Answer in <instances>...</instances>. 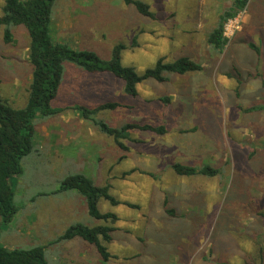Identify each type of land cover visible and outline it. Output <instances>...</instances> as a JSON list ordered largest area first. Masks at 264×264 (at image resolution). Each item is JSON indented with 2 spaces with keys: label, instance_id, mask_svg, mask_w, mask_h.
<instances>
[{
  "label": "rangeland",
  "instance_id": "obj_1",
  "mask_svg": "<svg viewBox=\"0 0 264 264\" xmlns=\"http://www.w3.org/2000/svg\"><path fill=\"white\" fill-rule=\"evenodd\" d=\"M136 1L153 18L122 0H56L51 35L103 60L122 44L121 63L139 75L158 60L180 57L203 70L146 80L131 97L113 75L65 63L52 103L58 112L35 120L33 150L21 161L22 175L11 180L18 212L0 226V246L44 247L48 264H264V0H247L227 19L221 51L207 38L235 0ZM27 51L22 27L13 29L10 44L0 28V95L12 107H22L28 95ZM104 103L119 105L94 116L111 128L146 124L166 133L131 130L122 150L76 109ZM175 163L208 165L219 174L179 177ZM72 175L110 186L119 205L100 200L98 209L115 214V222L91 218L75 191L52 194ZM74 224L113 228L107 261L80 239L56 241Z\"/></svg>",
  "mask_w": 264,
  "mask_h": 264
},
{
  "label": "trees",
  "instance_id": "obj_2",
  "mask_svg": "<svg viewBox=\"0 0 264 264\" xmlns=\"http://www.w3.org/2000/svg\"><path fill=\"white\" fill-rule=\"evenodd\" d=\"M56 0H4L0 14V28L3 41L10 44L13 41V29L22 27L28 36L27 60L31 67V78L28 95L20 108L12 107L0 95V226L9 225L17 215L18 209L14 202L15 192L12 179L23 173L21 161L31 154L35 137L34 122L39 118H49L58 111L52 109L59 88L63 81L64 65L71 63L88 74L109 73L123 82V91L131 97L137 96V85L146 81H167L168 75H186L199 73L203 70L199 63L188 57H180L171 62L158 60L156 64L146 69L141 75L133 67L121 63V53L124 45L117 44L112 48L109 60L101 59L90 50H73L66 44L53 39L50 30L52 7ZM127 6H133L143 17L153 18L147 4L136 0H122ZM247 0H235L232 7L218 17L216 28L209 34L207 43L221 51L226 45L223 36V25L227 19L234 17L244 10ZM256 53L258 50L250 44ZM264 86V84H263ZM168 104L167 98L160 100ZM119 107L116 103H104L94 109L77 106L82 119L90 121L98 127L101 133L113 139L122 150H126L120 141L128 139V132L138 130L164 135L163 126L125 124L119 128H111L104 122L96 120L95 114L103 110H114ZM175 175L191 178L193 176L215 177L219 171L208 165L192 167L175 163L171 166ZM75 191L85 198L88 215L101 222H115L113 213H101L98 209L100 200L111 206L119 205V201L110 194V186H97L92 180L83 175H72L63 180L52 194ZM129 208L136 205L125 203ZM172 214V211H167ZM264 217V216H263ZM110 226L97 225L89 228L82 224L70 225L56 240L68 242L80 239L93 247L99 257L105 262L110 255L106 244L112 241ZM44 247L35 246L27 249H8L0 246V264H48L45 259Z\"/></svg>",
  "mask_w": 264,
  "mask_h": 264
}]
</instances>
